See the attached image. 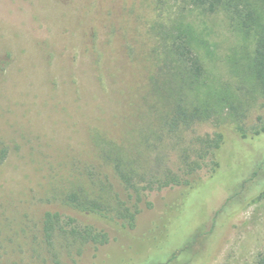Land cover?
I'll return each instance as SVG.
<instances>
[{
  "label": "rangeland",
  "instance_id": "1",
  "mask_svg": "<svg viewBox=\"0 0 264 264\" xmlns=\"http://www.w3.org/2000/svg\"><path fill=\"white\" fill-rule=\"evenodd\" d=\"M183 25L203 64L195 100L217 110L222 97L245 101L252 42L245 46L223 10L185 0H0V264H255L264 253V191L252 174L264 132L244 139L234 123L264 117L255 102L243 118L224 109L220 123L196 126L200 134L223 133L220 167L212 176L199 171L195 188L149 193L133 228L63 203L89 182L90 164L115 177L120 158L123 171L138 172L136 180L175 168L172 140L165 136L153 148L143 136L160 137L178 97L181 65L170 45ZM227 200L226 223L221 213L211 231ZM46 211L93 223L109 242L97 251L87 244L72 259L62 253L56 263L42 243Z\"/></svg>",
  "mask_w": 264,
  "mask_h": 264
},
{
  "label": "trees",
  "instance_id": "2",
  "mask_svg": "<svg viewBox=\"0 0 264 264\" xmlns=\"http://www.w3.org/2000/svg\"><path fill=\"white\" fill-rule=\"evenodd\" d=\"M185 1L192 7L206 12L223 10L231 30L242 36L245 46L248 40L252 42V52H246L245 57L247 61L245 68L249 78L252 79V86L245 94V101L224 100L222 97L219 98L222 104L217 110L208 102L195 100L192 92L196 90L198 92L202 86L203 64L184 31L188 26L183 25L176 29L171 33L173 39L170 52L181 65L176 74L178 97L168 117L162 123H158L161 130L160 137H151L148 134L143 136V141L153 148L165 136L172 140L171 143L176 150L175 168L165 166L159 173L151 171L147 178L142 176L136 180L135 173L138 172L123 171L119 164L120 158L114 161L115 177H110L109 171L103 172L101 164L98 166L90 164L85 168L89 182L85 185L79 184L77 188L66 194L63 201L66 206L81 214L131 229L136 224L141 203L149 193L174 186L195 188L200 183L199 178L196 177L199 171L206 168L208 176H212L220 167L219 151L224 143L223 133L213 130L200 134L197 133L196 126L206 120L220 123L224 109L228 110L233 120H236L245 116L244 107L253 102L264 107V0ZM227 88L230 90L231 87ZM228 97L233 98L234 95L229 93ZM234 123L238 135L244 139L254 138L264 132L263 116H258L257 121L249 126ZM139 173L143 175L142 172ZM252 174L256 179L254 183H257L258 190L264 191V154ZM229 200L216 210L211 231H214L215 225L218 224L219 219L216 222V218L222 215L221 213H223V223H226L227 211L230 208ZM147 203L151 205L149 201ZM41 224L42 243L44 248L51 252L56 263H59V256L62 253L72 259L79 256L87 244L97 251L100 246L109 242V234L105 229L93 223L80 222L75 217L62 215L58 211H46ZM255 264H264V253L259 254Z\"/></svg>",
  "mask_w": 264,
  "mask_h": 264
}]
</instances>
